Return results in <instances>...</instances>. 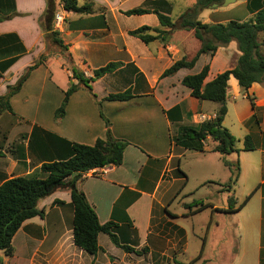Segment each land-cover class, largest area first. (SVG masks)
Returning <instances> with one entry per match:
<instances>
[{
  "label": "crops",
  "instance_id": "obj_1",
  "mask_svg": "<svg viewBox=\"0 0 264 264\" xmlns=\"http://www.w3.org/2000/svg\"><path fill=\"white\" fill-rule=\"evenodd\" d=\"M147 1L157 0H80L79 6L91 5L92 12L78 15L64 12L60 0H55L56 14L62 18L56 31L71 46L75 68L89 78L92 70L108 63H118L119 67L91 84L96 98L79 87L69 97L59 121L54 120V112L64 92L78 81L60 57H50L36 68L10 99L13 114L6 112L0 117V132L7 131L6 140L2 139L3 145L0 144V184L29 175L44 162L66 158L68 143L92 146L97 140H105L107 122L111 137L127 143L121 164L91 170L75 182V187L84 194L99 224L112 222V233L119 244L132 248L138 255L125 253L100 233V251L93 256L86 254L93 264H208L216 262V257H227V262L235 263L240 255H246L249 242L252 251L255 242V264H264V82L252 84L245 93L233 77L227 82L226 113L221 125L236 139L239 153H215V143L209 138L203 141L201 152L176 145L173 138L178 128H195L214 120L219 108L217 103L191 97L190 90L182 86V79L207 66L204 84L209 83L233 69L241 54L236 42L231 41L212 56L200 55L191 69H180L171 77L160 78L174 62L192 59L200 43L192 30L173 31L165 45L159 41L144 45L129 36V32L143 26L160 28L152 13L163 14L158 6L152 8L156 2L150 3L148 14H123L137 8L147 10L143 8ZM262 1L258 10L264 11ZM257 2L252 7L258 8ZM45 8V0H0V96L45 53L38 25ZM257 11L248 12L244 20L251 19ZM164 15L171 17L169 13ZM227 22L230 21L213 20L206 24ZM260 35L264 37V32L257 37L261 45ZM95 46L101 50L110 48L123 57L94 65L91 55L98 57L102 53L91 54ZM161 60L165 63L158 69L149 67ZM126 90H131L132 99L105 100L110 94ZM247 96L252 98L254 109ZM34 128L35 140L27 137L18 142L16 153L8 151L15 142L13 137L29 134ZM246 136L251 138L254 151H241ZM226 164L239 167L238 177L230 187L231 173ZM48 198L38 203L45 212L43 219L37 217L41 223L47 224L51 211L57 210L56 216L60 215L61 220L67 217L72 221L73 208L66 186L59 187ZM230 198L235 201L232 207ZM55 200L61 204L52 207ZM204 205L209 207L200 211ZM33 221H25L19 231L23 228L39 232L41 228ZM31 237L27 234L23 242ZM101 237L106 238L108 249L101 246ZM56 246L63 257L61 237ZM69 248L77 249L72 243L71 229Z\"/></svg>",
  "mask_w": 264,
  "mask_h": 264
},
{
  "label": "trees",
  "instance_id": "obj_2",
  "mask_svg": "<svg viewBox=\"0 0 264 264\" xmlns=\"http://www.w3.org/2000/svg\"><path fill=\"white\" fill-rule=\"evenodd\" d=\"M45 1V11L38 20V25L45 42V53L32 66L26 69L13 87L7 88L5 95L0 96V116L6 112L13 114L9 103L10 99L20 91L21 86L30 74L36 68L43 65L50 57L64 59L71 70L73 79L78 81L77 85H71L64 92V98L59 108L54 112L55 121L63 118L69 97L79 87H84L91 93L93 98H96V95L92 93L91 84L106 75L114 73L119 67L118 63H108L103 67L92 70L89 78H86L83 72L77 70L75 68L76 61L70 50L71 46L64 43L59 32L54 31L56 2L55 0ZM79 1L60 0V5L63 11L67 13L78 15L90 14L92 12L91 5L79 6ZM213 1L216 0H199L197 7H205ZM148 13L149 11L147 10L137 8L123 14L130 17ZM152 13L156 15L160 28L143 26L129 32L128 35L138 39L144 45H148L159 39L165 42L169 31L177 28V30H192L194 38L200 43V49L192 59H181L174 62L161 74L160 78L171 77L180 69H191L200 55L209 54L212 56L219 47L225 46L231 41L236 42L241 55L233 69L217 75L211 82L206 84H204V80L208 73L207 66L198 74L186 76L182 79L181 84L190 90L191 97L200 101L217 103L219 108L214 120L203 122L195 128L180 127L173 141L185 150L201 152L203 151V141L209 138L215 143L212 149L213 152L222 156L239 153V150L235 148L236 139L221 125L226 113L227 82L230 77H233L244 93L252 84L264 82V56L259 51L262 44L260 45L257 42L258 35L264 32V11L258 10L248 21H230L225 24H202L199 21L191 20V13L187 12L180 17L177 27L167 15L159 12ZM163 28L167 30L161 31ZM161 32L162 34H160ZM83 63L85 65V62ZM132 97L131 90H126L123 93L110 94L105 100L128 101ZM248 99L251 108L254 109L252 98ZM105 125L107 127L105 140H97L92 146L68 143L66 158L44 162L35 172L24 177H13L4 180L0 184V251L4 252L6 256L12 255L13 237L22 227L23 223L35 217L43 219L44 211L38 208V203L62 186H66L69 190L73 208L71 232L74 247L88 255H96L100 251L97 237L102 233L107 235L115 247L120 248L125 253H135L138 255V252L132 248L119 244L112 233V222L104 225L99 224L97 216L88 204L84 194L79 192L75 187V182L83 174L105 166H118L121 164L122 155L127 143L113 139L108 130V123L105 122ZM254 150L255 147L251 138L246 136L241 151L249 152ZM226 166L231 173L230 187L238 177L239 167L238 164H226ZM251 195L252 193L245 198L238 208L242 207ZM57 203L61 202L55 200L52 202V205ZM234 203L233 198H230L229 207H232ZM191 207L187 206L189 209ZM208 207V205H204L200 206L199 209L201 211Z\"/></svg>",
  "mask_w": 264,
  "mask_h": 264
},
{
  "label": "rangeland",
  "instance_id": "obj_3",
  "mask_svg": "<svg viewBox=\"0 0 264 264\" xmlns=\"http://www.w3.org/2000/svg\"><path fill=\"white\" fill-rule=\"evenodd\" d=\"M260 1L262 0H216L205 7H201V6L197 7V2H199V0H157L155 1L156 3L151 2V1L145 2L143 4V8L147 9L149 8L150 3L151 4L155 3V5L152 4L154 5V7L152 6V8H155L156 6H158V8L162 10L163 14L165 13L171 14V17L169 16L168 17L171 19V21L174 24H176V27H177L178 23L180 22V17L187 12L191 13L192 15L191 20H194V21L198 20L202 24L203 23L206 24V22H210L213 20L225 21V22L226 21L244 22L245 21L244 19L246 15L248 14V12L253 13L256 9L258 10V8L262 6V3ZM254 2H257L256 4L260 6L258 8L256 6L252 7ZM223 4L225 5L223 6ZM202 8L204 9L199 14V10H201ZM213 12H216V13L213 14ZM60 24H62V22H60ZM58 27L59 26L54 27V31H56ZM163 30L166 31L167 29L165 28L161 29V31ZM175 30H177V28H174L171 31H169V33L166 36L165 42L161 41L160 39L156 41H159L163 45L167 44L169 35ZM160 34H162V32ZM259 40L263 43L262 46H264V37H261L260 35ZM95 41H98V39H95ZM95 51L97 52L100 51L102 53H100V55L97 57L94 53ZM259 51L261 55L264 54L263 48H260ZM91 54L94 55V56L91 55L92 56L91 59L93 60V62L95 61V63L93 64L94 65L100 64V66L104 65L105 61L107 60H109L110 62V61L118 60L120 57H123L122 55L115 54L110 48L108 50L107 49L101 50L100 48L96 49V46L94 47V50ZM164 63H165L164 60L157 61L155 63L152 62L149 65V67L151 69H154V68L158 69ZM87 65L89 66L88 63ZM36 131L37 129L34 128L29 134L13 137L12 140H15V142L12 143V145L10 146V149L8 148V151L16 153L17 152L16 150L19 146L18 142L21 140H27V137H29L28 138L29 140H35V136L33 134ZM6 132H0V144L1 145H3L2 139L3 141L6 140V135H7ZM46 134L48 135V133ZM4 179H7V177H5ZM48 201H50L49 198H48ZM59 204L61 203H57L51 206L52 207L59 206ZM46 210L48 211L49 207H47ZM58 213H59L58 210L51 211L49 217L45 221L47 222V224L41 223L40 222L41 220L37 217L30 219V220H34L33 224L38 228L40 227L41 229L39 230V232L37 230H32V229L24 230L23 228L20 231H18L12 240V255L8 257L4 254V252L2 253L0 252V264H93L94 261L91 262L89 257L86 255V253L84 254L77 249L70 250L69 236H70V229L72 228V221L70 220V218H67V217L64 218L65 220H61L62 218L60 215L56 216ZM44 216H45V212H44ZM51 218H54V220L52 221ZM34 229H37V228H34ZM27 234L33 236L31 238H33L34 240L27 238L26 240H24L25 242L24 243L23 238H25ZM43 236H45V239H43ZM60 237L62 238V245H63V248L65 249V254H66V255L64 254L63 257L59 256L60 253L56 246L57 241L58 239H60ZM36 239L42 240V242ZM100 244L102 247L108 249V246H106V238L101 237ZM246 250H247L245 251L246 255L245 254L240 255L239 258L236 259L235 263H232L230 261L227 262V260L229 259L227 257H223V258L216 257L217 259L216 262H211L208 264H255V256H253V255H256L255 242L253 246L254 251H252L251 242L247 243ZM207 256H209V253H206V258ZM62 258H65V260H62ZM232 260H234V258Z\"/></svg>",
  "mask_w": 264,
  "mask_h": 264
},
{
  "label": "built area",
  "instance_id": "obj_4",
  "mask_svg": "<svg viewBox=\"0 0 264 264\" xmlns=\"http://www.w3.org/2000/svg\"><path fill=\"white\" fill-rule=\"evenodd\" d=\"M60 22H62V18L59 14H56L54 17V26L55 27L59 26Z\"/></svg>",
  "mask_w": 264,
  "mask_h": 264
},
{
  "label": "water",
  "instance_id": "obj_5",
  "mask_svg": "<svg viewBox=\"0 0 264 264\" xmlns=\"http://www.w3.org/2000/svg\"><path fill=\"white\" fill-rule=\"evenodd\" d=\"M225 4H223V6H224ZM214 6H216V5H214Z\"/></svg>",
  "mask_w": 264,
  "mask_h": 264
}]
</instances>
